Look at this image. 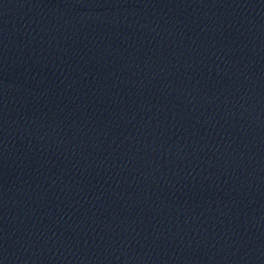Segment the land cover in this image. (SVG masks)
<instances>
[{
  "label": "water",
  "instance_id": "obj_1",
  "mask_svg": "<svg viewBox=\"0 0 264 264\" xmlns=\"http://www.w3.org/2000/svg\"><path fill=\"white\" fill-rule=\"evenodd\" d=\"M0 264H264V0H0Z\"/></svg>",
  "mask_w": 264,
  "mask_h": 264
}]
</instances>
